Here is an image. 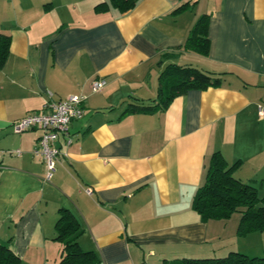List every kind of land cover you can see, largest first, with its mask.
Returning a JSON list of instances; mask_svg holds the SVG:
<instances>
[{"label": "crops", "instance_id": "1", "mask_svg": "<svg viewBox=\"0 0 264 264\" xmlns=\"http://www.w3.org/2000/svg\"><path fill=\"white\" fill-rule=\"evenodd\" d=\"M204 13L206 55L182 47ZM0 34L9 37L0 64V243L22 264H57L59 208L74 214L80 246L103 264L264 252V231L237 234L239 214L204 220L192 208L213 152L264 191V0H138L125 12L109 0H0ZM169 62L221 83L124 113L158 103ZM97 77L106 84L92 91ZM73 93L85 95L83 113L55 141L45 181L33 153L41 128L15 132L11 122Z\"/></svg>", "mask_w": 264, "mask_h": 264}, {"label": "trees", "instance_id": "2", "mask_svg": "<svg viewBox=\"0 0 264 264\" xmlns=\"http://www.w3.org/2000/svg\"><path fill=\"white\" fill-rule=\"evenodd\" d=\"M138 0H109V3L120 12H125L135 6ZM187 2L176 9L186 6ZM209 14H201L194 22L182 47L202 55L209 52L208 37ZM9 47V37L0 34V64L4 61ZM160 84L155 105L129 104L125 110H152L159 105L165 108L172 98L188 90L205 89L218 86L221 77L202 70L191 64L169 62L159 74ZM237 163L228 164L219 152L210 156L205 171L203 183L197 188L192 208L201 218L226 219L233 213L240 215L237 234L245 235L253 231H264V191L258 185L245 182L234 176ZM56 237L62 242V251L57 264H103L100 256L93 249H84L79 244L82 228L67 208L58 209L55 222ZM0 264H22L6 244L0 243ZM161 264H264V252L260 255H248L240 251H229L223 256L184 257L174 261H164Z\"/></svg>", "mask_w": 264, "mask_h": 264}, {"label": "built area", "instance_id": "3", "mask_svg": "<svg viewBox=\"0 0 264 264\" xmlns=\"http://www.w3.org/2000/svg\"><path fill=\"white\" fill-rule=\"evenodd\" d=\"M106 84L103 77L94 78L90 82L92 91L102 89ZM85 98L83 94H69L63 98L50 101L46 107L41 110L28 112L26 115L11 122L12 129L15 132L39 126L41 134L38 137L37 144L33 149L34 154L41 155L46 172L44 180L48 181L53 176L56 169V160L59 155V149L55 141L59 135H68L69 125L72 119L80 117L83 113L82 102ZM261 112L264 106H258ZM69 141V138H67ZM17 155L21 153L20 149L9 150ZM87 192L91 190L86 188Z\"/></svg>", "mask_w": 264, "mask_h": 264}]
</instances>
